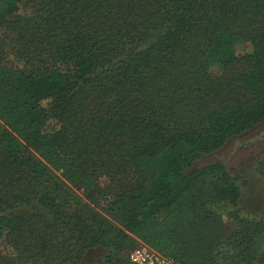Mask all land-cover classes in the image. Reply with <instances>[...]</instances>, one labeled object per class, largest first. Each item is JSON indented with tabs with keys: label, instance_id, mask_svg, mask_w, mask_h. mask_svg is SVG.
<instances>
[{
	"label": "trees",
	"instance_id": "1",
	"mask_svg": "<svg viewBox=\"0 0 264 264\" xmlns=\"http://www.w3.org/2000/svg\"><path fill=\"white\" fill-rule=\"evenodd\" d=\"M21 4L26 31L9 32ZM263 121L264 0H0V147L24 149L5 161L46 184L55 216L58 195L75 206L65 224L102 264L136 241L176 264H264V210L238 215L245 182L193 167ZM256 170L264 179V154ZM25 201L0 197V246ZM217 204L235 222L226 239Z\"/></svg>",
	"mask_w": 264,
	"mask_h": 264
},
{
	"label": "rangeland",
	"instance_id": "2",
	"mask_svg": "<svg viewBox=\"0 0 264 264\" xmlns=\"http://www.w3.org/2000/svg\"><path fill=\"white\" fill-rule=\"evenodd\" d=\"M25 3V2H23ZM19 7V19L6 16V24L16 21L23 31H26V20L34 10L31 6ZM27 14V15H26ZM235 51L238 57L251 52L250 43L245 40L237 41ZM240 64H236L227 71V78L240 71ZM13 150L15 153L23 152L21 144L15 142L0 147V197L6 198L12 204V196L23 194L26 201L18 204L12 212L27 214L24 226L0 246V264H102L106 251L101 248L84 249L75 239L73 230L65 224V210L68 212L75 206L63 198L56 197V207L60 213L49 210L41 205L39 199L46 184L43 181L30 182L27 174L10 166L4 157V151ZM264 154V121L240 135L226 141L218 150L202 156L193 163V167H200L212 163H221L233 175H237L245 182L240 186L241 197L238 203L239 216L257 217L264 210V179L257 173L256 167L260 157ZM240 180V181H241ZM36 183V184H35ZM80 204L76 207L84 216L91 205L81 191L76 192ZM217 218L224 228V239L234 230L235 222L229 218L230 208L226 204L211 205ZM63 210V211H62ZM56 212V211H55ZM129 250H125L109 264H130ZM79 256V258H78ZM75 260V262H73Z\"/></svg>",
	"mask_w": 264,
	"mask_h": 264
},
{
	"label": "built area",
	"instance_id": "3",
	"mask_svg": "<svg viewBox=\"0 0 264 264\" xmlns=\"http://www.w3.org/2000/svg\"><path fill=\"white\" fill-rule=\"evenodd\" d=\"M130 264H176L171 258L152 250L140 241H136L128 254Z\"/></svg>",
	"mask_w": 264,
	"mask_h": 264
}]
</instances>
